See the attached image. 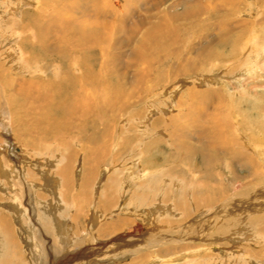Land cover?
Masks as SVG:
<instances>
[{
	"label": "bare ground",
	"instance_id": "6f19581e",
	"mask_svg": "<svg viewBox=\"0 0 264 264\" xmlns=\"http://www.w3.org/2000/svg\"><path fill=\"white\" fill-rule=\"evenodd\" d=\"M188 1L189 3L184 1V4H180L177 2V6L183 5L185 9H183L180 13H175L174 11L163 10L164 8H162V5L166 3V0H126V2L122 3V5H118L116 3V9L110 8L109 4H106V6L103 7L100 5V3H98V0L96 4H94V1L93 4L89 5H87L88 2L86 3V1H83L85 2V5L84 3H80V1L78 0H64L62 2H59L57 0L52 6V8H50L49 6H45L46 1L38 0L36 2L37 8L35 9V14H29L27 16V14L25 13L21 19L13 21L11 23L12 25L8 27L12 31V33L8 32L7 34H5L4 36H6V38L3 37V40L1 42V44L3 45L4 38L6 40L8 38L7 36H9L10 39L11 34L14 35V37L12 36L14 38V41H12L9 46L7 45V47H5L6 55L8 59L13 58L14 71H16L15 69H22L21 74L30 77V80L27 77H21V80H13L14 75L9 74L10 71L7 70L4 72L3 65L0 66V101H2L1 104H4L0 108V118L2 116H11L12 123H14V121L19 123L20 130H17V133H22V135H25V138L28 140V142H30L29 140L32 139V142L36 145V147H44V151L48 156L49 154L47 151H51V149H53L52 147L50 148V142L47 144L42 142L43 136L39 138L29 136L30 134L32 136H36L37 134H43L47 137L54 135V133H57L53 132V128H56L57 123H59V120L56 117V121V118L52 116V109H49L47 107V104H49L50 102L49 94L43 92L46 89L51 90L50 84H55V87L59 92H64V95L59 96L57 99L60 104H65L66 106L65 108L67 110H63L62 108L63 112L66 113L67 116H72L73 118L76 116L79 117L83 121L81 133L83 135L88 134L89 132V137H85L83 141H86L84 142L81 140V138L83 137H79L80 141L78 139H75L74 137H71L72 142H69L70 137L68 140L64 139V137H60L59 141H54L58 142L56 143V146H60V144H62V150L64 152H67L66 154L64 153L66 155L64 156L66 164H64L62 167L60 166L61 168L54 172V176L59 179L61 178L62 180H64V183L69 185L72 181L68 179V176H70L69 169L71 168L73 162H75V159L78 157L77 154H82V166L85 174L91 172L90 176L96 178L101 172L105 173V171H107V177L111 178L109 185H106V189L109 193L111 191L116 190L117 182H119V184L121 183L119 180L120 175L123 176V180L126 179L125 183L127 182V184L132 185V190L130 189L127 195L121 196V199L123 200V203L125 204L124 206L126 208L131 207V209L133 208L134 210H141L144 206L147 205L149 209L157 213L156 215L152 212L153 214L151 217H147L148 219H144L145 222L141 224L146 225V227H143L140 223H137L136 218H134L133 220L131 219V222L128 221V219L125 217V219L121 220V222H115L111 224L105 223L102 220V222H99L98 224L104 226L105 229L101 228L102 233L98 231L97 234L100 237L102 236V238H109V240L107 238L105 240L114 242H125L126 240H133L134 242L127 241L131 243V245L129 244L130 246H145L148 249H166L167 247L173 248L177 246L185 247L186 249H188V247L190 248L192 246L193 240H198L203 243L210 242V240L214 238V236H212L213 232L211 233V231H215V236L219 235L217 231H219L220 233L225 232L226 234L229 229V226L233 223H237L236 219L240 220L239 217L242 216L243 213H245L242 211L243 209L240 208L250 207L255 204L254 202H246L243 200L246 195V189L249 188L252 191L254 188L258 187L259 190H256L253 193H255V197L258 196L264 199V161L260 158V156H258L257 158L255 155L257 154L256 149L258 147V140L257 137H254L253 132V130H255V126H257L256 128H259V123L258 119L254 121V118H251L252 116H259L260 114H262L264 111V107L260 105L258 106V103H251L250 105H248L250 102L249 94H251L249 91L253 90L254 92V90L257 89L258 86L251 84L252 88L249 91L246 90V92H248V95H246V93L244 92L240 93V91H238V94H240L241 99L238 102L234 98V96H230V98L226 100L223 96V94H226L224 89L216 87V85H209L206 86V88L200 85L212 83V79L210 80L211 76L206 75V73H208L210 70L228 67L226 70H229V74L225 77L221 75L220 76L223 78V80H227L228 85H226L227 87H229V79H235L236 76L234 75V73L236 72V70H238V68L243 69L242 66H244V64H247L246 58L248 57L247 53L249 52V48L246 45H248V43H243L245 45L241 47L237 44V42L234 43V41H231L234 32H232V24L229 25V21H231V17H235L232 9H237V6H243V11L246 13V15H250L252 11H248V9H250L249 2L246 3L247 1L245 0H214L216 2H213V9H206L204 8V6H211L213 0H209V2H206L204 0ZM223 3L227 5H224ZM218 5H220L221 7H219ZM174 6L176 5L172 3L170 4L169 8L171 10H175L177 7ZM222 7H225V9H222ZM261 7L262 6L260 5V8ZM216 12L219 13V15H217L219 17H216L218 22L217 25L215 24L216 30L211 29L214 32V41L219 44L221 43L220 45L223 46L230 45L232 47V50L224 55L221 51H216L211 47L209 48L208 46L211 45V42L208 44V46L205 47L201 45L198 47L197 52L193 53L194 56L192 55L194 59V64H192V62L190 64H186L185 66L183 64V67L181 64V66L178 67L177 70H173L177 73V77H190L192 75H195L193 79H198V84L200 85V87H187L186 90H183L184 94L182 93L180 98L178 97L179 100H177L176 102L178 108L183 107L186 109V111H193V113L197 107L202 108L200 109L201 112L198 111L197 114L192 115V118L190 120L191 122L189 128L195 129L197 127L198 130L195 129V134L197 135V137H190L189 135H187L186 132H178L182 129H179L176 126L175 121L178 122L181 116H178L177 119V117L173 115L167 116V114L165 115L167 117H162V121H164L165 123V127H163L165 128L164 131L166 133L168 132L169 134L167 137H163L164 140L163 138H161L162 140L160 141L165 144L166 147H168V149L170 150L169 152L167 151V155L163 158H154L151 155L152 160L149 164L146 163L144 167L145 175L150 174L149 180H147L146 183L144 182L143 185L142 181H138L139 177L141 176H138L139 174L137 168H139V162L133 163L132 167L122 169H126L130 172L129 178H127L128 174H118L122 171L120 170V167L126 166V164L124 165V162L126 163L127 160L120 159L119 161H117V157L121 153V149L125 148V146L122 147V144L124 143L118 140L120 136L115 137V134H113L114 132L109 131V126L106 125V118L108 121L111 122V126H113L115 118L112 113L114 112L119 115H123V113L126 112V109L128 108L130 109L128 111L130 115L134 110H137V113L134 115H138L139 110L137 107L139 105H137L138 103L133 100L136 99L140 103L148 97L151 98L152 92L154 90V88H151V85L146 87V80L150 79V76L153 72L159 74L158 79L164 77L163 75L165 74H163V72L165 71L163 70L164 68L162 66L163 62L166 61L167 58H171V56L174 57L175 55H177V52L181 49L180 43L182 42H178L181 28H179L180 24H178L177 22H179L180 19H187L190 17H197L196 22H203V19L205 18L204 22H206L209 17H211L212 14ZM259 17L261 16L259 15ZM257 19H259L257 20L259 23H262L260 18ZM241 21L243 22V20ZM193 22H191V24ZM249 23L251 29H249L248 36L252 35V33L254 32V30H252V22L250 21ZM243 24H245V21ZM256 24L257 23L255 22V25ZM211 25L212 24L210 22L205 23L203 26H201L200 30H198L200 32L207 31V29L211 28ZM15 30L18 31L17 34ZM236 37L240 39L241 35L237 34ZM236 40L238 39L236 38ZM13 44L14 47H18L19 51L14 53L16 57L13 56L12 58H10V49L11 47H13L11 46ZM197 45L200 44L198 43ZM172 47H178V49L172 50ZM25 48H28V51L30 52H25ZM1 54L2 53H0V55ZM237 54L243 56L244 59L241 62H238ZM180 57H182V55ZM232 58H234L235 60ZM98 61L99 68L96 69ZM7 65H9L8 62ZM236 65H239L238 68H235ZM46 70H49L51 72L53 77L52 81L50 80L51 78L49 80H45L42 76L41 78L38 77L39 79L36 77V73H38L37 71L46 72ZM114 80L116 82H114ZM250 83L253 82L248 81L249 87L251 86ZM8 84H10L8 93L9 95H6L5 91L8 88ZM142 93H145L144 97H142ZM253 95L255 97L257 96L255 93H253ZM173 97L174 95H171V99L169 98L170 102L174 99ZM258 97L257 98L261 101L262 99L259 94ZM17 104L20 107L18 109L19 113L17 112L18 114L14 111L15 106ZM246 104L249 107L248 109ZM242 106H245L246 109L242 110ZM245 112H247V115L244 114ZM139 113H141V111ZM191 114L188 115V113H186L184 115L190 116ZM130 115L127 116L131 117L132 115ZM2 119H0V124L6 122ZM131 120L135 121V118L130 119V121ZM78 123H80V121H78ZM0 128H2V126H0ZM176 128H178V130H176ZM244 133L249 135V137H247ZM51 139L52 138H50V140ZM58 139L59 137H54V140ZM34 140L36 141V143L34 142ZM38 140L40 141L39 144H37ZM149 143H151V145H156L155 143L158 142L157 140H154L153 142L149 141ZM3 145L4 143L0 141V148H3ZM77 146H79V149H77ZM128 149L129 148H127V150ZM123 150H125L126 152V149ZM54 154L52 153L50 155ZM50 155L48 158H50ZM142 155L143 154H141L140 156ZM17 157L19 158V156ZM192 158L195 159L196 164H198V161L200 162V167L199 165L198 168H196L195 165L193 166L191 160ZM51 159L54 158L51 157ZM1 162H3L4 164L0 170L1 176L3 178H6L7 180L10 177L14 178L15 175L13 173L18 174L19 176V172H17V169L13 167L14 165H12L11 158L6 160L3 159ZM215 167H220L221 169L223 168V170L227 171L230 174L229 176L231 177H229L230 179L227 183L231 187L233 183L240 182V180L242 179V175H240L239 172H251V174L249 173L247 176H245L248 177L250 175L251 181H248L244 184L238 183V186L235 185L236 187H234V191L232 192L233 195L229 194V196H227L228 193L226 194V191L228 190L224 188L225 186L223 184H225V180L222 181L224 179L223 177V179L220 180L219 183L218 181L216 183L212 182V180H215L216 177L219 176L221 178L222 176L221 172L223 170L218 171L219 168L217 170ZM199 173L202 175V177L198 175ZM153 174H155V176ZM44 178V182H46L45 185L47 187V182L52 181V176L47 173ZM85 179H87V176H85ZM122 179L121 181H123ZM150 183H154V185H151L150 187ZM14 184V186L12 182L10 183V185L8 184V190L10 191L11 197L13 191L15 192L17 189H20L19 184H17L16 182ZM51 184H53V182ZM86 184H89V182ZM86 184L84 183V187L82 188L85 192L88 191V193L83 192L82 195L84 196H79L75 199L74 195H76L77 192L75 194L73 193L74 201H72V203H68L66 201V199H68V193L66 189L64 193L62 192L63 194L61 193L60 197L62 196L63 202L67 205V211H69L68 207H71V209H73L74 207L77 212L81 210L82 213L84 210L83 206L91 205V194H89L90 189L88 188L89 186H87ZM170 187L176 189V193L172 194V198L176 202H178V208L184 207V209L182 208V212L174 210L173 208L176 209V207L172 208V205L166 203L167 193ZM10 188H12L13 191L10 190ZM189 192H192L194 200L193 201L191 199L193 201L192 207L187 204V202H189ZM36 194L37 193H35V195ZM124 194H126V192ZM240 195L241 200L234 202V199L236 200V198H238ZM33 198L35 199V201L36 199H38L36 196L34 197V194ZM21 200L19 201V203H17L16 214H20L24 211L21 206ZM9 201L11 200L9 199ZM216 201L217 204L214 203ZM97 202L99 204L95 202L97 205L96 207H98V205H100L101 203L99 199L97 200ZM181 204H183V206ZM262 204L264 205V203ZM34 206L36 209V205ZM49 207L48 210L53 216L52 222L54 223V226L50 225L51 222L50 224H48L46 222L47 220H43V218H41V223H43V228L46 230L48 235L52 237L53 240L48 241L46 235H42L39 237L36 232H34L33 234H29L31 235L30 238L34 245L35 252L33 253L38 254L34 257L37 264H44L46 262L45 254L43 251V246L45 245L44 240H47L48 243L51 242L53 246H56V248L59 250H63L66 246V242H60L57 238L59 232H62L61 228L63 225L62 223L60 224L61 218H58L57 213L55 214L54 212H51L53 207ZM105 207L100 208L98 212L102 214L103 211L107 210ZM190 207L191 211L194 210L195 213L198 214V217H193L190 221H188L189 219L187 220V218H189L188 215H190V212L187 214V210ZM155 209H157L158 211H156ZM254 211L256 212V210ZM132 212L134 213V211ZM225 213H236L234 214V217L236 219L233 218L234 220L231 222L222 223L217 218L223 219V215H225ZM37 214L39 217V213ZM178 214L180 215V219H178L177 222L176 220L173 221L169 219L170 217H176ZM90 216H92L91 212ZM154 216H161V218L167 216V219L161 222V225H158L157 223L154 224L150 221L154 218ZM258 219L263 221L262 218ZM248 223L252 222L250 221ZM258 223L254 222L252 223V225H255V230L260 236L257 237V240L259 241L260 239L264 240V222L263 224ZM96 225L97 218H95L94 216H92V219L89 218V226L94 228V226ZM224 225L225 230L224 228L220 229L221 227H224ZM122 226L127 227L122 228ZM160 227H162L164 231L167 230L169 234H160L157 230L160 229ZM124 228H126L125 231H123ZM138 229H140L138 233L140 231H145L144 234H135L134 232H136ZM86 237L87 238L85 239V242L89 243V234ZM134 237H138L139 240L138 238L133 239ZM103 245H105V243H103ZM233 253L234 252H232V254ZM140 254V257L144 255H150L147 253L144 254V252ZM101 256L102 258H104L103 253ZM88 257L76 259L77 261H75V263L80 264L82 260L85 261L88 259ZM227 257H229V253ZM95 261L96 260H88L89 263H95ZM152 261H154L153 258L146 264H152Z\"/></svg>",
	"mask_w": 264,
	"mask_h": 264
},
{
	"label": "rangeland",
	"instance_id": "374dc122",
	"mask_svg": "<svg viewBox=\"0 0 264 264\" xmlns=\"http://www.w3.org/2000/svg\"><path fill=\"white\" fill-rule=\"evenodd\" d=\"M37 1L38 0H0V38H2V39H0V53H2L0 55V66L3 65L4 72L7 70V71H10L9 74L14 75L13 80L20 79L21 77H27L30 80V77L24 76L23 74H21L22 69L21 70L15 69L16 71H14V61H13L12 57L13 56L16 57V55H14V53L18 52L19 49H18V47H14V44L11 45V46H13V47L10 46L11 47L10 58H12V59H8V57L6 55L5 47H7V45L9 46V44L12 41H14V38H13L14 35L11 34L10 39H9V36H7L8 40L7 39L5 40L6 36H4V35L7 34L8 32L12 33V31L8 27L10 25H12L11 23L13 21H17L18 19H21L25 13L27 14V16L29 14L30 15L35 14V12H36L35 9L37 8V4H36ZM44 1H46L45 6H49L50 8H52V6L55 4V2L57 0H44ZM58 1L62 2L64 0H58ZM78 1H80V3H84V4H85V2H83V1H86V3L88 2L87 5L93 4L94 1H95L94 4H96V2H97V0H93V1L92 0H89V1L88 0H78ZM91 1H92V3H91ZM175 1H176V3H175ZM184 1L189 3L188 0H166V3H164L162 5V8H164L163 10H169V11H174L175 13H180L185 8L183 5L177 6V2L182 4ZM204 1L209 2V0L208 1L204 0ZM210 1H212V0H210ZM245 1H247L246 3L249 2V8L250 9H248V11L249 12L252 11L251 14L247 16L246 13L243 11V8H244L243 6H237L236 7L237 9H232L233 7L229 8V9L233 10V14L235 15L234 18L231 17V21H229V23H230L229 25L232 24L231 29H232V32H234L233 38L231 39V41H234V43L237 42V44L241 47L248 43V45H246L249 48V52L247 53L248 57L246 58L247 64H244V66H242L243 69H239L238 68L239 65L235 66V68H238V70H236V72L234 73V75L236 77L234 76L235 77L234 80L229 79V83L232 86L229 85V87H227V85H228L227 80L226 79L223 80V78L221 77V76L225 77L229 74V72H228L229 70H226L228 67L212 69L213 71L210 70L209 71L210 73L208 72V73H206V75L211 76L210 80L212 79L211 80L212 83L200 84V85L204 86L205 88H206V86H209V85H211V86L216 85V87H220V88L224 89L226 94H223V96L225 97L226 100L229 99L230 96L231 97L234 96V98L238 102H239V100H241L240 94H238V91H240V93L244 92V93H246V95H248V92H246V90L249 91L252 88V85H255V86L257 85L258 87H257V89L254 90V92H253V90L249 91L251 94H249L250 102L248 105H250L251 103H258V106L260 105V106L264 107V1H262V0H254V1L253 0H245ZM125 2H126V0H98V3H100L101 6L105 7L106 4H109L110 8H115V9H116V6H115L116 3L118 5H122V3H125ZM213 2H216V1L213 0L211 3V6L210 5H208V7L204 6V8L213 9V7H214V6H212ZM172 3H174L176 5L174 7H177L175 10H171L169 8L170 4H172ZM246 3H244V4H246ZM223 4L227 5L225 3H223ZM258 5H259V7H258ZM260 5L262 6L261 7L262 9L260 8ZM218 6L221 7L220 5H218ZM14 8L17 11H15ZM222 9H225V7H222ZM261 10H263V11H261ZM217 15H219V13L216 12V13H213L211 17H209L208 20L212 25H211V28L207 29V31H204V32H200L199 30H200L201 26H203L205 23H209L208 20L206 22H204L205 18L203 19V22H200V21L196 22L197 17L187 18L188 20L187 19H180L179 20L180 23L177 22L178 24H180L179 28H181L180 33H179L180 37L178 40V42L179 41L182 42V43H180V47H181L180 51H178L177 52L178 54L175 55L174 57L171 56V58H167V60L163 62L162 66L164 68L163 70L165 71V72H163V74H165V75H163L164 77L158 79L159 74L153 72L152 75L150 76V79L146 80V87L151 85V88H154V90L152 92V97L151 98L148 97L147 99H145L144 101H142L140 103L136 99L133 100V101H136L138 103L137 105H139L137 107L139 110L138 115H134L137 113V110H134V111H132V114H131L132 116H131L128 112L130 109H128V108L126 109V112L123 113V115L122 114L119 115L116 112H114V113H112L114 115V118H115V122H114L113 126H111V122L108 121L106 118V122H107L106 125H108L109 129H110V130L109 129L108 130L110 132L113 131L114 132L113 134H115V137L120 136L118 140L122 141L124 143V144H122V147L125 146V148L121 149V153L117 157L118 158L117 161H119L120 159L127 160L126 163L124 162V165L126 164V166L120 167V170H122L124 168L127 169V167L128 168L132 167L133 163L139 162L138 163L139 168H137V169H138V174H139L138 176H140V175L141 176L139 177L138 181H142V185L144 184V182L146 183L147 180H149L150 174L145 175L144 167H145L146 163L149 164L150 161L152 160L151 155L154 158H158V157L163 158L164 156L167 155V151L169 152V150H170V149H168V147H166L165 144H163L160 141V140H162L161 138L167 137L169 134L168 132L166 133L164 131L165 128H163V127H165L164 126L165 123H164V121H162V119H163L162 117H167L169 115H173V116L177 117V119H178V116H181L180 119L178 120V122L175 121L176 126L179 129H182L181 131H178V132H186L187 135H189L190 137H194V136L197 137V135L195 134L196 133L195 129H197V127L195 129L189 128L190 122H191L190 120L192 118V115L197 114L198 111L201 112L200 109H202V108L197 107L198 109L196 108L194 110V113H193V111H191V112L186 111V109L183 107L178 108V106L176 105V102H177V100H179L181 94L184 92L183 90L184 89L186 90L187 87H191V86L200 87V85L198 84V79H196V78L193 79V77H195V75L194 76L192 75L190 77H188V76L177 77V75H176L177 73L173 70H177V68L180 67L181 64H182V67H183V64H184V66L186 64H190L191 62H192V64H194V62H193L194 61V59H193L194 54L193 53L197 52L198 47L201 45H203L205 47V46H208V44L211 42V45L208 47L209 48L211 47L216 51H221V52H223L224 55L229 53L232 50V47L230 45L229 46H223V45H220L221 43L219 44V43L214 41L215 36H214V32L211 29L216 30L215 27L218 23L217 18L219 17ZM259 15L262 18L259 17ZM257 18H260L262 23H259L257 21L259 19H257ZM200 19H202V18H200ZM186 20H187V22H186ZM241 20H243V22ZM190 21L191 22L194 21V22L191 24ZM236 21H238V22H236ZM244 21H245V24H243ZM250 21L252 22V30H254V32H253L254 34L252 33V35L248 36L249 29H251V26L249 23ZM255 22L258 25L257 24L255 25ZM178 24H176V25H178ZM201 24H203V25H201ZM239 24H241L242 26ZM244 25H246V26H244ZM13 26H14V24H13ZM246 27H247V29H246ZM242 29H243V31H242ZM181 31H182V33H181ZM15 32H16V34L18 33V31H16V30H15ZM237 34L241 35L240 39L238 37H236ZM1 35H3V36H1ZM203 35L205 36V38ZM254 36H255V38H254ZM3 37H5V38H4V43L2 45L1 42L3 40ZM209 37H210V39H209ZM236 38L238 40H236ZM213 41H214V43H213ZM198 43L200 45H197ZM243 43H245V44H243ZM213 46L216 48H214ZM174 49H178V47H175V48L172 47V50H174ZM24 50H25V52H27L29 49L25 48ZM188 51H189V53H188ZM28 52H30V51H28ZM181 55H182V57H180ZM241 55H242V53H241ZM241 55L237 54L238 62H241L244 59L243 56H241ZM18 57H19V55H18ZM96 57H97V55H96ZM232 59H234V58H232ZM7 62L9 63L10 66L7 65ZM156 65H158V64H156ZM98 68H99V61H98V65L96 66V69H98ZM3 70H2V72H3ZM169 70H170V72H169ZM0 72H1V69H0ZM37 72H38V73H36L37 78L38 77L41 78V76H42V77H44L43 79H45V80L46 79L49 80L50 78H51L50 79L51 81L53 80L52 74L49 70H46V72H39V71H37ZM17 74H20V75H17ZM46 75H48V76H46ZM11 78H13V77H11ZM149 81H150V83H149ZM248 81L253 82V83H250V85L252 84L250 87L248 85ZM112 82H113V80H112ZM114 82H116V81L114 80ZM208 82H210V81H208ZM9 85L10 84H8V88L5 91L6 95L9 93V88H10ZM50 85H51V90L46 89L43 92H46L49 94V96H50L49 101L50 102H49V104H47L48 105L47 107L49 109H52V116L54 118L57 117L59 120V123H57L56 128H53L54 129L53 132H57V133H54V135L47 136V137H46V135L44 136L43 134H37L36 136H32L30 134V136H29V137H38V138L43 136L42 142H44L46 144L50 142L49 143V144H51L50 148L52 147L53 149H51V151L48 150L47 152L49 155L52 153L53 154L55 153L54 155H50V158H48L49 155L48 156L46 155V152L44 151V147H41V148L39 146L36 147V145L32 142V139H30L29 140L30 142H28V140L25 138V135H22V133L21 134L17 133V130H20L19 129V123L15 122V121H14V123H12V117L11 116H9V115L7 117L2 116L0 118V119L3 118L2 120L6 121V122H3L2 124H0V126H2V128H0V141L2 143H4L3 148H0V170H1L2 166L4 165L3 162H1V161L3 159L6 160V159L11 158L12 159V165H14L13 167H15L17 169V172H19V176H18V174H15L12 172L15 175V177L14 178L10 177L8 180L6 178H3L1 176V173H0V264H37L34 257L38 254L33 253V252H35L34 245H33V242L30 238L31 235H29V234L30 233L33 234L34 232H36V234L39 237L42 235H46V238L48 239V241L53 240L52 237L49 236L48 233L46 232V230L43 228V225H42L43 223H41V218H43V220H45V219L47 220L46 222L48 224H50V222H51L50 225L54 226V223L52 222L53 216L50 214V211L48 210L49 206L53 207L51 212L52 213L54 212L55 214L57 213L58 218L59 219L61 218L60 224L62 223V225H63L61 228L62 232L61 231L59 232V235L57 238L60 242H63V243L66 242L65 243L66 246L63 249L65 251L64 252L63 250L57 249L56 246H53V244L51 242L48 243L47 240H44L45 245L43 246V251L45 254V261H46L44 264H77V263H75V261H77L76 259L88 257L89 254H91V255H89L88 259L85 261L82 260L83 262L81 261L80 264H136V263L146 264L150 260H152V258L154 260V261H152V264H188V263L189 264H195V263L196 264H226V263H228V264H264V240L263 239L262 240L260 239L259 241L257 240V237L259 236V234L255 230L256 229L255 225H252V223H254V222H256V223L259 222L260 224H263V222H264V210H263L264 205L262 204V203H264V199H262L258 196L255 197V195H254L255 193H253L256 190H259L258 187L254 188V189L252 188L253 189L252 191L249 188L246 189V191H245L246 195H245L243 200L246 202L247 201L248 202H254L255 204L250 206V207L240 208V209H243L242 210L243 212H245V213H243L242 216L239 217L240 220H238L234 217V214H236V213H234V214L225 213V215H223L224 216L223 219L217 218L222 223L231 222L234 219H236L237 223H233L232 225H230L226 234H225V232L220 233L219 231H217L219 235L215 236L214 235L215 231H211V233L213 232L212 236H214V238L212 240H210V242H206V243L204 242L203 243V242H200L198 240H196V241L193 240V244H194V245L192 244L193 247L191 246L189 248L187 246L188 249H186L185 247H179V246L173 247V248L167 247L166 249L165 248L148 249L145 246L144 247L143 246H137V245L130 246L131 245L130 242H134L133 240L132 241L126 240L125 242H119V241L114 242V241H108L109 238H107V237H105V238H102V236L100 237L97 233H98V231L100 233H102L101 230L104 228V226H101V224H98V223L99 222L101 223L102 220L105 223L111 224V223H115V222H121V220H124L125 217L128 219V221H131V222L134 218H136V222L141 224V223L145 222V220H144L145 218L151 217L153 213L157 215V213H155L151 209H149V207L147 205L144 206L141 210H134L133 208H132L133 209L132 210L131 207L126 208L124 206L125 204L123 203V200L121 199V196L127 195L129 193V190L132 188V185L127 184V182L125 183L126 179L123 180L122 179L123 176L120 175L119 180L122 184L121 183L119 184V182H117L116 184H117L118 189L116 188L115 191H111L109 193L106 188L109 185L111 178L107 177V171L104 170L105 173L101 172L99 174V176L97 175L98 177H96V178L90 176L91 172L85 174L83 171V166H82L83 165V155L82 154H77L78 157L75 159V162H73L71 168L69 169V175L70 176H68V179L70 181L72 180L71 182L73 185L71 184V182L68 185V184L64 183V180H62L61 178H60L61 179L60 180L59 178L54 176V172H56L59 168H61L64 164H66L64 156H66L65 154L67 153V152H64L62 150V144H60V146H56L57 145L56 143H58V142H54V141H59L60 137H64V139H67V140L70 137L69 142H72L71 137H74L75 139H78L79 141H80L79 137L80 138L83 137V138H81V140L83 141V139H85V137H89V132H88V134L82 135L81 130L83 127L82 126L83 121L77 116L73 118L72 116L71 117L67 116V114L63 112V110L66 109L65 108L66 106H65V104H60L57 101V99L59 96H63L64 92H62V91L59 92L56 89L55 84L54 85L50 84ZM62 90H63V88H62ZM253 93H255L257 96L255 97L253 95ZM258 94L262 99L261 101H260V99H258L259 98ZM142 95L141 96L144 97L145 93H142ZM171 95H174L173 98L175 100L173 99L172 100L173 102L169 101L171 99ZM4 96H5V93H4ZM225 102H227V101H225ZM1 103H2V101H0V108L4 105ZM149 104H151V105H149ZM134 105H135V103H134ZM248 105H247V109L249 108ZM19 108L20 107L17 104L15 106V109H14L15 113H17V112L19 113V111H18ZM62 108H63V110H62ZM241 108H242V110L246 109L245 106H242ZM59 111H60V113H59ZM140 111L142 114L139 113ZM185 112L188 113V115L191 113L192 114L190 116H185L184 115V114H186ZM0 113H1V111H0ZM244 114L247 115V112H245ZM127 115H130L131 117H128ZM165 115H167V116H165ZM57 118H56V121H57ZM132 118H135V121L134 120L130 121V119H132ZM251 118L252 119L254 118V121H256L258 119V123H259V128H256L257 126H255V130H253L254 137H257V140H258L257 141L258 147L256 149L257 154H255V155L257 158H258V156H260V158L264 161V111L259 116L255 115V116H252ZM78 121H80V123H78ZM60 122H63V123H60ZM108 122H109V124H108ZM73 123H74V125H73ZM39 126H40V124H39ZM74 127H76V128H74ZM80 127H81V129H80ZM178 128H176V130H178ZM58 131H60V132H58ZM33 135H35V134H33ZM245 135L247 137H249V135H247V134H245ZM54 137H59V139L54 140ZM50 138H52V139L50 140ZM43 139H44V141H43ZM154 140H157L158 143H155L156 145H151V143H149V141L153 142ZM163 140H164V138H163ZM84 141H86V140H84ZM5 142H6V144H5ZM34 142L36 143L35 140H34ZM39 143H40V141L38 140L37 144H39ZM129 145L130 146L132 145L133 147L132 146L130 147ZM137 146L139 149L137 148ZM127 148H129V149L127 150ZM130 148H131V150H130ZM77 149H79V146H77ZM123 149H126V152ZM132 153H133V155H132ZM141 154H143V155L140 156ZM8 156H10V157H8ZM17 156H19V158ZM51 157H53L54 159H51ZM47 158H48V160H47ZM56 158H58V159H56ZM194 158H196V157H194ZM134 160H136V161H134ZM191 160H192L193 166L195 165V167L198 168V165H199V167H200L201 164L198 160H197L198 164H196L195 159L192 158ZM50 162H52V163H50ZM262 166H263V164H262ZM49 167H50V170H49ZM218 168H219V170H218ZM218 168H216L218 171L223 170V168L222 169L220 167H218ZM126 169L122 170L118 174H121V173H123V175H124V173L126 175L128 174L127 178H129L130 172ZM120 170H117V171H120ZM226 172L227 171L223 170L221 172V175H222L221 178L218 176V177H216V179L214 178L216 181L212 180V182L216 183L218 181V183H219V181L224 178L222 181L225 180V184H223V185L225 186L224 188L226 190H228V191H226V194L228 193L227 196H229V194L233 195L232 192L234 191V187H236L235 185L238 186V183L244 184V183H247L248 181H251L250 175L248 177H245L249 173L251 174V172H249V171L248 172H239L240 175H242L241 176L242 179L240 180V182L233 183V185L231 187L227 183L230 179L229 177H231V176H229L230 174L228 172L227 173ZM47 173L52 176V181L51 182L48 181L47 182L48 186L46 187V185H45L46 182H44V180H45L44 177L46 176ZM263 173H264V171H263ZM84 175L87 176V179H85ZM153 175L155 176V174H153ZM198 175L202 177V175L200 173ZM64 179H65V177H64ZM121 179L123 181H121ZM11 182L13 183V186L15 185L14 184L15 182L20 185V189L19 190L17 189L15 192L13 191L12 188H10V190L13 191L12 197L10 196L11 194H10V191L8 190L9 189L8 184L10 185ZM52 182H53V184H51ZM88 182H89V184H86ZM84 183L87 186H89L88 188L90 189L89 194H91V201H92L91 205L92 206L91 205L83 206L84 210L82 213H81V210H79L77 212L74 207H73V209H71V207H68L69 211H67V205L63 202L62 196L60 197L61 193L62 192L64 193V191L66 189L67 193H68V199H66V201L68 203H72V201H74L75 198H77L79 196L80 197L84 196V195H82L83 192H85L84 189L82 188V187H84ZM116 184H113V185H116ZM149 185L151 187V185H154V183H150ZM71 186H73V187H71ZM170 188L168 191L169 194L167 193L166 203L172 205V208L176 207V209L173 208L174 210L182 212L184 207H182L183 209L180 207L178 208V204H177L178 202H176L172 198V194L176 193V191H175L176 189L173 187H170ZM34 192L37 194L35 195ZM125 192H126V194H124ZM73 193L74 194L76 193V195H74ZM85 193H88V191H86ZM189 193H188L190 195L189 200H188L189 202H187V204L192 207V203L194 200H193L192 192H189ZM33 194H34V197L36 196L38 198V199H36V201L33 198ZM226 194H225V196H226ZM73 195H74V199H73ZM108 197H110V198H108ZM12 198H13V200H12ZM255 198H256V200H255ZM9 199L11 201H9ZM98 199L100 200L101 203H100V205H98V207H96L97 206L96 203L99 204L97 202ZM20 200H21V206H22L24 211L20 214H16L17 203H19ZM240 200H241V195L238 198H236V200L234 199V202H237ZM37 201H38V204H37ZM33 203H35V204H33ZM174 203H175V205H174ZM214 203L217 204V201ZM34 205H36V207H37L36 209H35ZM181 205L183 206V204H181ZM51 207H49V208H51ZM102 207H105L107 209V210L103 211L105 214L103 212H102V214L100 212H98V210ZM191 207L187 210V214L190 212V215H188L189 218H187V220L189 219L188 221H190L193 217L194 218L198 217V214H196L194 210L191 211ZM146 209H148V210H146ZM257 209H258V211H257ZM155 210L158 211L157 209H155ZM254 210H256V212ZM61 211H62V213H61ZM89 211L91 212L92 216L97 218V225L94 226V228L89 226V218L92 219V216H90ZM95 211H97V212H95ZM132 211H134V213ZM37 213H39V217H38ZM65 215H67V216H65ZM83 215H85V216H83ZM68 216H69V218H68ZM179 217H180V215L178 214L176 217H170L169 219L173 220V221L176 220V222H177L178 219H180ZM258 218H262L263 221L259 220ZM166 219H167V216H164L162 218H161V216H156V217L154 216V218L152 220H150V219L149 220L154 224L157 223L158 225H161V222L165 221ZM250 221L252 223H248ZM86 222L88 223V225ZM104 222H103V224H104ZM240 224L242 225V227ZM141 225L143 227H146V225H143V224H141ZM83 227H85V228H83ZM123 227H127V226H122V228ZM223 228L225 230V225H224V227H221L220 229H223ZM125 229L126 228H124L123 231H125ZM139 230L140 229H138L136 231L137 233L136 232H134V233L137 235L138 234L140 235L142 233L144 234L145 231H140L138 233ZM157 230L162 235L165 233L169 234L168 231L167 230L164 231L162 227H160V229H157ZM162 231H164V232H162ZM88 234H89V240H88L89 243H86L85 239L87 238L86 236ZM64 235H66V236H64ZM106 238L108 240H105ZM136 238H138V237H134L133 239H136ZM138 240H139V238H138ZM127 241H130V242H127ZM106 242H108V243H106ZM103 243H105V245H103ZM138 247H140V248H138ZM225 247H227V248H225ZM145 248H146V250H145ZM142 252H144V254L147 253L150 255H144L145 257L144 256L140 257L141 256L140 253H142ZM232 252H234V253L232 254ZM102 253H103L104 258H102V256H101ZM228 253H229V257H227ZM76 255H78V256H76ZM88 260L89 261L90 260H96V261H95V263H91V262L89 263Z\"/></svg>",
	"mask_w": 264,
	"mask_h": 264
}]
</instances>
